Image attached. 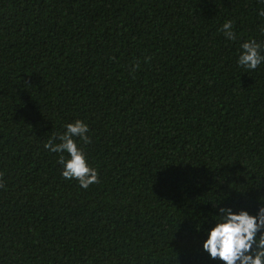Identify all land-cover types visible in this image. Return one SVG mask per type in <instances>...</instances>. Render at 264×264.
Masks as SVG:
<instances>
[{
  "label": "trees",
  "instance_id": "1",
  "mask_svg": "<svg viewBox=\"0 0 264 264\" xmlns=\"http://www.w3.org/2000/svg\"><path fill=\"white\" fill-rule=\"evenodd\" d=\"M261 7L0 0V264H223L218 206L264 201V63H236ZM75 119L87 189L44 147Z\"/></svg>",
  "mask_w": 264,
  "mask_h": 264
},
{
  "label": "clouds",
  "instance_id": "2",
  "mask_svg": "<svg viewBox=\"0 0 264 264\" xmlns=\"http://www.w3.org/2000/svg\"><path fill=\"white\" fill-rule=\"evenodd\" d=\"M264 5V0H259ZM264 17V7L257 10ZM227 40L236 39L233 22L226 20L220 29ZM264 32V27H261ZM236 63L244 69H257L264 63V43L255 38L243 40L239 45ZM135 67V66H133ZM88 125L75 119L64 125V131L49 139L44 147L53 153H60L61 175L65 179H76L81 188L97 182V171L88 163L83 149L75 138L90 142ZM58 140V143H53ZM64 153H67L65 158ZM213 225L207 229L202 249L210 258L219 259L223 264H264V201H258L255 212L246 208L233 210L232 206H218L212 216Z\"/></svg>",
  "mask_w": 264,
  "mask_h": 264
}]
</instances>
